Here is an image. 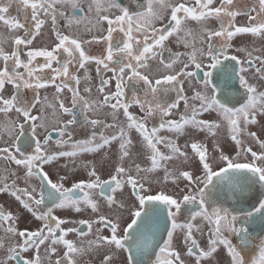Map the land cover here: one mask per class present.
Instances as JSON below:
<instances>
[{"label": "snow or ice", "instance_id": "1", "mask_svg": "<svg viewBox=\"0 0 264 264\" xmlns=\"http://www.w3.org/2000/svg\"><path fill=\"white\" fill-rule=\"evenodd\" d=\"M232 4L143 0L132 12L119 0H0V27L9 33L6 38L0 32V161L8 165L0 170V194L20 206L14 213L0 205V264H264V123L258 119L264 118V56L254 55L264 46L233 44L246 34L264 40V19H258L264 0L256 15L255 8L230 10ZM13 6L17 14L10 15ZM77 11L79 17L69 15ZM241 15L246 20L238 24ZM61 18L69 30L74 23L92 24L90 39L66 34L58 26ZM49 22L53 42L34 46ZM102 43L97 54L87 51ZM170 43L185 51L174 52ZM150 62L156 66L145 73ZM91 64L102 99H89L82 91L90 96L92 88L79 87L81 70L91 82ZM133 82L143 91L132 90L129 97ZM49 87L54 102L41 97ZM48 109L69 118L49 123ZM104 109L110 122L90 118ZM78 116L101 131L73 140ZM154 117L158 124L150 126ZM53 132L58 150L50 144ZM225 139L233 151L225 150ZM84 153L99 154V161H80ZM61 159L64 170L71 164L87 178L66 186L71 177L61 174ZM88 209L95 218L55 214ZM25 212L38 227L19 228ZM221 250L223 262L217 259Z\"/></svg>", "mask_w": 264, "mask_h": 264}, {"label": "flooded vegetation", "instance_id": "2", "mask_svg": "<svg viewBox=\"0 0 264 264\" xmlns=\"http://www.w3.org/2000/svg\"><path fill=\"white\" fill-rule=\"evenodd\" d=\"M119 2L121 3V5L123 7H126V8L129 9V11L134 12V11H138L139 10L138 5L140 3H142L143 0H119ZM252 8H255V12H252V15H256V13L259 12V0H233V4L230 6V10L238 11V12H241V13L245 12L248 9H252ZM9 14L10 15L17 14L16 13V6H13L12 9H10V13ZM23 15H24L23 13H20L21 18H23ZM69 15H75V16L79 17L81 15V13L79 11H77L75 13H71L70 12ZM85 15H87V13H85ZM258 19H264V17H258ZM245 20H246V17L243 16V15L237 17V23L238 24L244 22ZM58 26L66 34L69 31H71L73 34L81 37L82 39H90L92 33H89L87 31V29L93 27L92 24H88L86 22H82L80 24H75L74 23L72 28L69 30L68 28L65 27V21L62 18L58 20ZM159 26H160V22H157V27H159ZM191 26L193 27L194 30H198L197 26L195 25L194 22L192 23ZM209 26L212 27V28H217L218 24H217V22L215 20H211L210 23H209ZM103 27L105 29L107 28L106 22L104 23ZM0 32H2L6 38L9 36V33H8L7 29H5V28L0 27ZM95 34L96 35H100L99 32H96ZM104 34H106V32ZM120 38H121V34L119 32L114 33V39H120ZM53 40H54V35H53L52 31H51V26H50V22H49V24H47L45 26V28L43 29V35L41 37H38L37 40L34 41V46L41 47V46H44L45 44L51 45ZM235 40H237V42H239L238 46H242V47H245V44H246V47H255V48H257V44H260V45L264 44V40L254 39L250 34L241 35V36H238V37L234 38L233 43H234ZM215 43L217 44V46H219L220 44H222V40L217 39L215 41ZM196 46L197 47L201 46L198 41L196 42ZM5 47H7V43H5ZM170 47L172 48V50L174 52L175 51H185L184 48L182 49L180 46L178 48L175 44L171 45V43H170ZM103 48H104V44L102 43L99 46H96V45L89 46L87 48V51L90 54H97ZM235 54L238 55V56H243L244 55L243 53H235ZM164 55H165V58L167 59L168 54L165 53ZM254 55L264 56V54H259V52H254ZM39 59H40V62H42V58H39ZM150 63H151L150 69H145V70H142V71H144L145 73H150L152 68H154L156 66L155 62H150ZM88 67H89V75L91 76V82L89 83V82H86L84 80V78H83L84 77V70H81L80 73H79V75L81 76V84H80L79 87H80L81 91L83 90V88L85 86L91 87L92 88V93L89 96L88 94L83 93V91H82V94L86 95L89 99H102V97L100 96V94L96 90L97 86L99 84V78L97 77L96 72H95V65L91 64ZM71 71L75 72L76 68L73 67L71 69ZM108 76H111V73H108ZM108 90L109 91L114 90V82H113L112 86H110V88ZM132 90H136V91H138V93H142V91H143L142 87L139 84H135V82H133V84L129 85V97H130V92ZM8 91L9 92L11 91L10 86L8 88ZM40 94H41V97L47 95L49 97V100L54 102V96H55L54 88L49 87L47 89L41 90ZM168 95L172 99L175 98V93H169ZM26 96L27 97H31L32 96V92L31 91H26ZM69 97H70V94L67 93V91H65V93L62 96V98H65L66 104H67V101H68ZM180 109L183 110V104H181ZM130 111H133V112L137 113L138 115H142V113L139 112V108L137 110V107H134V108L130 109ZM107 112H108V109H104L101 113H99V114H97L95 116H93L92 113H89V116H90V118H98V119H101V120L107 119L108 122H110L111 118L110 117H106V113ZM46 115L48 116L49 123H51V121L61 120V119L67 120L69 118L66 115L60 114L58 111H56L55 114H54L52 109H48L47 112H46ZM170 118H178V117L174 116V117H170ZM203 118L210 119L211 117H209L207 114H205V116ZM3 119H4L3 115L0 114V121H3ZM258 119H261V122L264 123V118H258ZM78 120H79L78 125L74 126L73 129H72V131H73V140L88 139L90 137L92 131H96L97 133L99 131H101V129L99 127H97L96 129H92L89 125L84 124L82 116H78ZM156 124H158V117H154L153 118V120L150 122V126H153V125H156ZM49 130L51 131V128H49ZM251 130L258 132V130H257V128L255 126H253ZM259 134L260 133L258 132V135ZM52 135H53V140L50 142V144H51V146H52V148L54 150H58V149H55V139L58 138L57 133L53 132ZM161 135H169V133L161 132ZM221 136L222 137L225 136V133H224L223 130H221ZM133 137H134V139L136 138V134L134 132H133ZM262 138H264V137H262ZM198 139H203V134H200ZM178 142L183 144L184 138H181ZM230 143L231 142L229 140L225 139V146H226L225 150L229 151V152L233 151V148H229L228 147V145ZM208 146H209V149L211 150V148H212L211 140L208 141ZM250 146H253L254 150H259L257 145H250ZM65 162L66 161H63V160L60 161V166H61L60 171H61V174H64V172L67 171V174L71 177V179L66 181V186H71V183L74 182L75 180L86 179L87 178L85 175L81 174V171L77 170L76 171L77 174L72 175V172L75 171V169L64 170L62 168V165ZM70 165L71 164H69V166ZM6 167H8L6 162L0 161V170L4 169ZM49 170L52 172L51 178L55 181L57 179V175L55 174V170L54 169H49ZM3 174H4L3 171H0V175H3ZM159 175L162 178L163 172L161 171L159 173ZM103 178H108V176L107 177H103ZM18 183H20L21 186H24L22 181H20ZM33 183H38V182L33 180ZM180 187H183V183L180 184ZM125 191L127 192L129 190L125 189ZM116 196H117V199L121 198L119 192L116 193ZM101 203H103L102 199H101ZM0 205H3L6 210H11L14 213L20 207L18 205V202H15L14 199L9 197L7 194H0ZM102 211L104 213H107L108 212L107 207L104 206L102 208ZM55 214L60 216L61 218H64L65 216H70L71 218L76 219V220L87 219V218H89V216H92L93 218H95V214L91 213V209H88L86 214H74L70 210H56ZM39 224H40L39 221H35L34 218H32L30 214L25 212L24 216L21 219V221L19 222L18 226L21 229H23L25 227L36 228V227L39 226ZM72 226H74V225H66L65 227H72ZM75 226H78V225H75ZM104 234L105 235L108 234L107 230L104 231ZM0 235H3V233H0ZM69 238H75V235L74 234H70ZM202 243H203V241H202ZM234 243H238V240L235 239V238H234ZM250 254H254V253H251V250H250ZM3 255H4V253L2 251H0V256H3ZM29 255H31V253H29ZM55 258H56L55 256L52 257L53 261L55 260ZM217 259L219 261L223 262L226 259V254L221 250L218 253ZM12 264H15V262H12ZM45 264H47L46 261H45Z\"/></svg>", "mask_w": 264, "mask_h": 264}, {"label": "rangeland", "instance_id": "3", "mask_svg": "<svg viewBox=\"0 0 264 264\" xmlns=\"http://www.w3.org/2000/svg\"><path fill=\"white\" fill-rule=\"evenodd\" d=\"M238 43L239 42H237V40H235L233 44L236 45V46H238ZM171 45H173V44L171 43ZM261 46H264V44H261V45L260 44H257V48H259ZM180 47L183 49V46L182 45ZM245 47H246V44H245ZM259 54H264V52H259ZM137 110H138V107H137ZM99 158H100L99 157V154L84 153L78 159L80 161H83V162H88V161H93V160L99 161ZM61 160L65 161L64 159H61ZM71 169H75V171L72 172V175L77 174L76 171L78 170V171H81V174H83V175L86 176V173L82 169H80V168H77V167H74L73 165H70L69 166V170H71ZM99 171L102 174V178L108 176V170H107V168H101V169H99ZM167 187H168V189L170 191L173 190V186L171 185V183H169V185ZM175 191H179V189H175Z\"/></svg>", "mask_w": 264, "mask_h": 264}]
</instances>
